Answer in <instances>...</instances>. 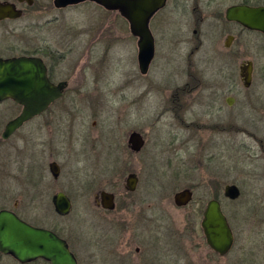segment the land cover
I'll return each instance as SVG.
<instances>
[{"label":"rangeland","instance_id":"rangeland-1","mask_svg":"<svg viewBox=\"0 0 264 264\" xmlns=\"http://www.w3.org/2000/svg\"><path fill=\"white\" fill-rule=\"evenodd\" d=\"M44 2L49 3L47 14L34 15L31 22L48 20L47 25L0 32V43L17 48L18 54L27 51L42 58L49 50L55 51L63 57L58 70L63 78H71L70 87L83 85L75 97L80 111L74 132L69 135L71 139H65L57 157L63 167L64 189L76 196L77 206L66 223L85 240L78 248L83 264H115L116 260L118 264H264L262 39L244 35L243 55L237 58L238 46L226 50L220 36L222 25L211 16L239 0H197L209 20L203 27L205 47L194 60L205 73L202 87L224 93L216 103L209 90L178 96L181 101L175 102L178 98L172 96L171 89L191 82L185 74L186 48L184 55H177L171 63L158 55L149 74L142 78L134 68V51L126 41L127 21L118 12L94 3L57 10L53 0ZM188 2V7L176 15L178 29L186 39L193 37L195 0ZM245 58L255 61L256 73L249 89L244 88L239 75ZM229 96L236 99L232 107L225 103ZM69 104L66 99L61 105ZM175 104L184 107L176 114L167 111ZM20 112L12 101L0 104V190L6 194V198L0 197V208L12 207L18 191L25 188L11 178L12 174L20 175L15 159L19 157L25 168L31 156L35 159L42 151L48 155L55 152L51 145H39L41 140H51L47 132H38L44 118L2 141L6 124ZM64 114L67 117L68 112ZM219 120H224V133L216 128ZM132 131L141 132L147 140L138 155L128 148ZM48 155L45 161L52 160ZM132 173L139 180L134 194L120 196L112 214L96 208V194L101 190L124 193L125 181ZM232 184L241 191L235 201L224 196L225 186ZM187 188L193 190L194 200L179 208L174 195ZM212 199L220 201L237 236L236 245L223 257L208 246L201 227ZM123 215L126 222L119 221Z\"/></svg>","mask_w":264,"mask_h":264},{"label":"flooded vegetation","instance_id":"flooded-vegetation-1","mask_svg":"<svg viewBox=\"0 0 264 264\" xmlns=\"http://www.w3.org/2000/svg\"><path fill=\"white\" fill-rule=\"evenodd\" d=\"M212 1H222V0H212ZM85 3H93V2H84L82 4H85ZM188 4H189L188 0H167L165 7L159 10L155 14V16H153V18L150 20L149 29L151 31V34L155 42V56H154V59L150 65V68L147 74L141 73L140 64H139V42L141 39L135 36L134 34H132L130 30V24L125 19L127 21L126 41H127V44L129 43V46L131 47L130 51H134V54H135L134 68L136 72L138 71V74L142 78L146 77L149 74L151 67L153 63L155 62V60L157 59L158 55L160 54L162 55L163 60H165L164 61L165 63H171L173 60H175V57L177 55H181L184 49L186 48L187 55L185 58V64L187 62L188 63H187V68H185L186 69L185 74L189 78V80L191 79V82L187 83L183 88L177 87L175 88V90L171 89V91L173 92L172 96L177 97V98L178 96H181V95L182 96H186V95L193 96L195 94H200L201 92H204L205 90H209V92H213L212 94L214 95V102L216 103L217 101H219L218 97H220V95L224 96V93L222 92L220 94L219 90L208 88V87H205L204 89L202 87L204 83L202 82L201 79H205V76H204L205 73L198 69L197 63L194 60L195 55L200 53L205 47L204 37L206 36V34L203 31V27L207 19L209 20V17L205 15L203 9L199 6V3L197 2V0H195V3L192 7V22H191L193 26V29H192L193 37L190 39L189 38L186 39L184 37V32L178 29V26L176 23L177 12L181 11L184 8H187ZM240 5H247L251 7L264 6L263 2L259 3L258 1L251 2V0L250 1L248 0L240 1L239 0L238 3H234V4L227 6L224 11L223 10L215 11L211 15L215 21H218L220 25H222V29H220V36L224 37V47L226 48V50H230L236 45L238 46V49L234 54V56L237 58H240V56L243 55L241 52V41L244 35H247V34L254 35L257 39L258 38L262 39L261 45H262V49L264 50V34L263 33L258 32V31L249 30L245 28L239 22L227 20L226 18L227 10L230 7L240 6ZM53 6H54V0H53ZM70 7H73V6H70ZM65 9L67 8L57 9V10H65ZM48 10H49V3H45L44 0H0V32L9 33V32H14L17 30L28 31V30H33L35 28L36 29L42 28L48 24V20H45V23L43 22L41 24H38V22L34 24L33 22H31V20H32V17H34V15H38V14L46 15ZM21 22H25V23L20 24ZM0 42H1V38H0ZM16 49L17 48L12 47L11 45L4 46L0 43V58L4 60H8V59L19 58V57H39V56H33L31 54H28L27 51L25 52L22 51L21 54H18L17 53L18 51H16ZM54 52L55 51L52 52L51 50H49L48 52L49 54L45 58H42V57H39V58L43 60V62L45 63L47 67V76H48L49 81L54 85H59L60 83L65 84L63 96L60 99L53 102L49 106V108L45 112H43L41 115L25 123L20 129L14 132L8 139L3 138L4 131L2 132L1 138H2V141L6 142L16 137L17 135L21 134V132L26 128V126L37 122L40 118H44L38 126L39 128L38 132L39 133H43V131L47 132L51 140L48 142L41 140L39 145L42 147H45V145L46 146L51 145L54 148L53 151L55 152H52V154L48 155L42 151V156L39 158H35V159H34V156H31L28 159V166H25V168L21 165L19 157H17V160L15 159V163L20 165L17 168L20 171L19 172L20 175L12 174L11 178L17 179V181L21 183V185L23 184L25 188L24 190L20 189L18 191L19 194H16L18 195V197L14 199L12 207H8L7 205H5L4 207L0 208V212L3 210L10 211L14 213L20 220H22L28 225L51 231L58 238H60L61 240H64L67 243L70 251L73 253L75 259L77 260V264H83V259L81 257V253H79L78 251V248L79 249L82 248V247H79V245L80 246L84 245L85 240L82 237H80L79 233H77L75 230L72 231L70 224L66 223V219H68L71 216V214L74 212L75 207L77 206V204L75 203L76 196H74L75 194L74 195L70 194L64 189L63 183L65 181L64 180L65 177L63 173V167L57 158L60 156V153H61L60 149H63L65 139L66 138L71 139V136L69 137V135H72L74 132L73 127L79 117L78 111H80L79 105L76 104L75 97L81 94L83 85L80 88L70 87L71 78L70 77L63 78L61 75V72H59L58 70V66L63 57L60 56L59 54L57 55ZM247 62L252 63L253 80L255 77V73H256L255 72V61L253 59L243 60V62L240 64V67H239V75H240L241 82H242L241 67L247 64ZM169 74H170L169 77L171 78L174 75L173 72ZM262 75H264V72L262 73ZM245 89H249V88H245ZM66 99L69 100L70 104L67 105L68 107H63L61 105L62 101ZM229 99H233L232 105L229 104ZM8 101H12V100L3 101L0 104L6 103ZM177 101H181V99L178 98V100H176L175 102ZM235 102H236V99L232 96L225 98V103L230 107H232L235 104ZM183 107L184 106L181 104H175V106H173L171 109H168L167 111L169 112L174 111V113L176 114L177 113L176 111L182 110ZM19 108L22 111V107L19 106ZM65 110L68 112L67 117L64 114ZM19 114L17 116H19ZM16 117H14L13 119H15ZM219 122L220 123L219 125L216 126V128L219 129L218 131L224 133L225 131L224 120H219ZM30 133L33 137L36 135L34 133V130H32ZM143 137L145 139V145L143 149L141 150V152L145 149L146 144H147V140L144 135ZM127 144H128V141H127ZM128 148H129V145H128ZM129 150L131 151L130 148ZM131 152L137 155L141 153V152L135 153L133 151ZM47 155L51 157L52 160L47 161L46 159L45 161L44 157ZM2 171L3 170L0 169L1 178H3ZM124 189H125V192L122 194H118L114 191L101 190L98 194L95 195L96 208L108 214L114 213L117 210L118 203H119L118 198L120 196H123L124 198H126L128 196H131L137 191V188H136L135 191L131 192L127 190L125 186H124ZM103 191L111 193L115 196V208L113 210H107L102 207L100 195H101V192ZM2 193L3 191L0 190V197L6 196V194H2ZM60 195L67 197L70 200L71 211L68 215H62L56 210L55 200ZM3 198H6V197H3ZM22 198L24 199L23 201L24 203L21 206ZM9 199L10 201H12V196H9ZM21 209L23 210L20 211ZM38 210H40L41 215L39 214V212H37ZM22 213H25V214H22ZM123 217L124 219L123 218L119 219L120 222H124V221L126 222L127 217L125 215H123ZM39 219H43L45 223H40V221L42 220L39 221ZM234 236H235V242H234V246H235L237 243V236L235 235V233H234ZM77 244H78V247H77ZM137 252H139V248H137ZM115 260L116 259H113V262ZM120 261L121 263L123 262L122 260ZM114 263L118 264V260H116V262ZM0 264H52V263L42 258L28 261L26 263H21L13 255L3 253L0 250Z\"/></svg>","mask_w":264,"mask_h":264},{"label":"water","instance_id":"water-1","mask_svg":"<svg viewBox=\"0 0 264 264\" xmlns=\"http://www.w3.org/2000/svg\"><path fill=\"white\" fill-rule=\"evenodd\" d=\"M93 2L110 12H118L130 24L132 34L139 37V64L142 74H147L155 56V42L149 29V22L155 14L165 7L167 0H54L57 9ZM228 21H236L245 28L264 34V6H233L227 10ZM241 77L245 88L253 81L251 62L241 67ZM65 84H52L47 76V67L39 57H19L4 60L0 58V103L12 100L22 107V111L11 120L3 132L8 139L25 123L45 112L49 106L63 96ZM233 104V99H229ZM128 145L131 151L141 152L145 145L143 135L137 131L129 134ZM138 177L130 174L125 188L131 192L138 185ZM224 196L231 201L240 198L241 191L235 184L226 185ZM102 207L115 208V196L101 192ZM194 200L193 190L187 188L174 195L177 207H187ZM56 210L62 215L71 211L67 197L60 195L56 200ZM208 246L219 256H226L234 247L235 236L219 200L208 202L201 222ZM0 250L13 255L21 263L42 258L52 264H77L73 253L64 240L51 231L33 227L20 220L14 213L0 212Z\"/></svg>","mask_w":264,"mask_h":264},{"label":"trees","instance_id":"trees-1","mask_svg":"<svg viewBox=\"0 0 264 264\" xmlns=\"http://www.w3.org/2000/svg\"><path fill=\"white\" fill-rule=\"evenodd\" d=\"M259 3H262V0H258Z\"/></svg>","mask_w":264,"mask_h":264},{"label":"bare ground","instance_id":"bare-ground-1","mask_svg":"<svg viewBox=\"0 0 264 264\" xmlns=\"http://www.w3.org/2000/svg\"><path fill=\"white\" fill-rule=\"evenodd\" d=\"M233 249V248H232Z\"/></svg>","mask_w":264,"mask_h":264}]
</instances>
